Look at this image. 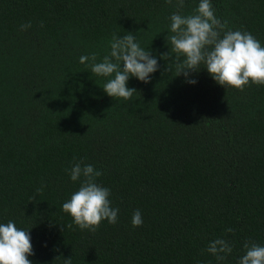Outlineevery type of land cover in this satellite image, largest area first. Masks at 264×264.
<instances>
[{
  "label": "trees",
  "instance_id": "obj_1",
  "mask_svg": "<svg viewBox=\"0 0 264 264\" xmlns=\"http://www.w3.org/2000/svg\"><path fill=\"white\" fill-rule=\"evenodd\" d=\"M176 2L0 0V224L30 230L32 264H237L245 242L264 246V85L224 88L204 69L195 84L176 76ZM211 4L225 30L264 46V0ZM128 33L159 68L147 84L128 80L130 99L111 98L109 78L79 59L101 62ZM77 162L102 172L115 224L67 227L62 205L80 181L66 169ZM215 238L233 248L222 262L206 251Z\"/></svg>",
  "mask_w": 264,
  "mask_h": 264
},
{
  "label": "clouds",
  "instance_id": "obj_2",
  "mask_svg": "<svg viewBox=\"0 0 264 264\" xmlns=\"http://www.w3.org/2000/svg\"><path fill=\"white\" fill-rule=\"evenodd\" d=\"M166 2L172 3V0ZM183 7L184 0H177L178 10L170 16L172 35L169 40L172 51L176 53V76H183L186 83L195 84L192 73L204 69L215 83L224 88L242 91L249 82L264 85V46L260 41L245 31L225 30L226 25L216 17L211 0H199L198 6L189 15L181 14L179 9ZM31 26V22L22 24L20 30L26 31ZM110 48L111 51L101 62H95V54L91 57L81 56L79 62L93 61L91 72L109 78L103 86L106 95L128 100L137 93L135 88L127 87L128 80L134 77L140 82L149 83L151 74L158 71V60L140 47L132 33L122 37L114 35ZM160 59H169V53L162 54ZM66 171L72 181H80L78 190L62 205L63 212L72 218V224L67 227L72 228L75 224L82 230L95 231L104 220L115 224L119 209L111 206L110 189L96 182L102 172L92 165H82V162L73 164ZM37 191L41 192L42 188ZM34 199L30 198L31 201ZM142 223L141 212L137 209L132 215L131 224L139 227ZM225 231L231 233L233 229ZM243 249L244 254L237 264H264V246L247 241ZM206 251L222 262L233 248L228 240L215 238ZM32 255L30 230L19 229L12 221L0 224V264H32L28 259ZM59 258L62 257H56ZM63 264H72L71 256L63 259Z\"/></svg>",
  "mask_w": 264,
  "mask_h": 264
}]
</instances>
